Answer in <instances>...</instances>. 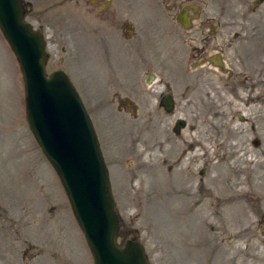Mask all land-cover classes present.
<instances>
[{"label":"rangeland","instance_id":"rangeland-1","mask_svg":"<svg viewBox=\"0 0 264 264\" xmlns=\"http://www.w3.org/2000/svg\"><path fill=\"white\" fill-rule=\"evenodd\" d=\"M158 1L110 0L98 14L86 0H21L23 22L46 44V75L68 76L92 124L109 173L117 244L139 242L149 264H223L222 250L229 264H264V0H171L218 16L206 56H219L235 75L251 71L236 92L227 70L197 67L209 61L192 57L203 38L196 29L155 41L137 31L160 14ZM175 40L179 56L170 63ZM17 66L0 38V264H93L59 178L28 129ZM182 74L195 84L185 86ZM168 81L172 116L158 107ZM179 118L182 141L171 134Z\"/></svg>","mask_w":264,"mask_h":264},{"label":"water","instance_id":"water-1","mask_svg":"<svg viewBox=\"0 0 264 264\" xmlns=\"http://www.w3.org/2000/svg\"><path fill=\"white\" fill-rule=\"evenodd\" d=\"M23 12L19 0H0V30L23 73L29 128L64 186L94 264H149L138 242L117 245L118 217L91 122L67 77L45 76V43L22 21ZM178 20L189 26L183 14ZM62 145L65 151L55 148Z\"/></svg>","mask_w":264,"mask_h":264},{"label":"flooded vegetation","instance_id":"flooded-vegetation-1","mask_svg":"<svg viewBox=\"0 0 264 264\" xmlns=\"http://www.w3.org/2000/svg\"><path fill=\"white\" fill-rule=\"evenodd\" d=\"M76 1V0H74ZM187 1V0H184ZM189 1V0H188ZM86 3H88L89 5H91L94 9L95 12L100 14V13H104L107 12L109 10V8L111 7V3L110 0H86ZM159 7H160V14L154 17H150L148 18V20H142L144 21V25H142V21H141V25L140 27L137 26V31L138 29H142L139 30L141 32H146V34L148 35V39L155 41L157 37H155L156 35L159 36L158 38H161V36H163L164 34L166 35H171L173 39H175V37H173V35L175 36L176 34H180V36H185L187 34V31L190 29H196L201 35H202V39H201V46L199 49H195L194 53L192 57H194L196 60H198L199 62L202 61H209V64H203V65H197V67H208L210 68L208 65H214L215 68H217L218 70H215V68H213V70L217 73V74H221V71L227 70L226 75V79L228 80V77H230V79L232 78V80H228L229 82H232L233 84L237 85V88L233 87V91L236 92V90H238L239 88H243L245 87V83H247V80H249L250 78V74L251 71L249 69H242L240 71V73H237V75H235V71H233V69H231L230 67H224L223 64H218L219 62V56L213 55V56H206L208 51H209V42L206 41V39L209 36H212L215 33L216 30V20H217V15H211V16H204L203 14L201 15L202 11H205V9L203 8V10H200L201 7L197 6V5H190L189 2L183 4L181 6L180 9V5L178 4L177 6H173V3L171 0H167V1H158ZM257 3L256 1H251V4H255ZM166 4V5H164ZM172 5V7L177 8L176 15H171V10L169 9V5ZM163 5V6H160ZM190 5V6H189ZM256 5V4H255ZM185 6H189V7H185ZM173 9V8H172ZM183 14V16L187 17V20L189 22V28H185V26L183 24H181L178 20L179 16ZM185 17V18H186ZM133 21V20H132ZM195 21H197V23H195V27H193L192 23H194ZM135 27V26H134ZM176 33V34H174ZM158 42V41H156ZM178 43L175 40V48L173 51L168 52L166 54V59L167 57H169V61L170 63H172V61H177L178 60V56H179V48H178ZM178 52L175 54V52ZM148 57H150V54L147 53ZM181 58H182V53H181ZM222 62V61H221ZM176 67V66H175ZM251 69V68H250ZM235 70V67H234ZM179 71H183L182 66L179 68ZM223 75V74H222ZM231 75V76H230ZM184 75H180L177 76V79H181ZM169 78V77H168ZM185 78V86H192L195 84V81L192 82L193 80H187L186 77ZM174 79V80H177ZM169 80L173 81L172 79L169 78ZM171 81H168V83L164 84V89L158 91L159 92V99H158V107L161 110L162 114H166L168 116H172L174 115L177 110H176V105L173 99V94H175V90L173 88V85L171 84ZM130 87L132 88V84ZM132 90V89H131ZM128 103L125 101V99H123L122 101L119 102V110H121L120 112L124 113V110L126 109V107H128ZM133 110H135L134 108H132ZM137 113V112H136ZM183 129H185L183 127ZM183 129H179L176 126V121L174 123V126L171 129V134L174 135L175 139L177 141H182L181 138V131ZM170 140H172V138H170ZM182 144V142H181ZM181 144L178 145V148L180 151V153H176L174 155L175 158V162L181 161V158L183 156V151L181 149ZM184 148H187L188 152L191 151V149H193V145H189L184 146ZM182 152V153H181ZM168 156L172 158V152H168ZM173 162V161H171ZM175 165V164H173ZM171 168V167H170ZM168 170H173V169H167ZM185 179H187V176H185Z\"/></svg>","mask_w":264,"mask_h":264},{"label":"bare ground","instance_id":"bare-ground-1","mask_svg":"<svg viewBox=\"0 0 264 264\" xmlns=\"http://www.w3.org/2000/svg\"><path fill=\"white\" fill-rule=\"evenodd\" d=\"M13 12V11H12ZM4 19H8L7 17H4ZM58 138H60L61 139V135H59L58 134V136H57ZM59 140V139H58ZM60 141V140H59ZM55 142V141H54ZM66 146L67 145H62V146H59V147H55L56 149H59V150H62V151H65L64 149H66ZM186 172H188V171H186ZM185 171H184V173H185V176H187V179H185V181H187V182H190V180H192V182L195 180V179H190L191 178V176H190V174L189 173H186ZM189 180V181H188ZM186 182V183H187ZM192 182H190V183H192ZM185 183V184H186ZM188 187H191V185L190 186H188ZM225 254H226V251L225 250H222L221 251V262H224L223 264H229L228 262H229V256L226 258L225 257Z\"/></svg>","mask_w":264,"mask_h":264}]
</instances>
